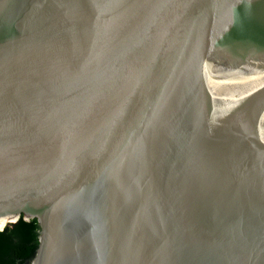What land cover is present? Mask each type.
Segmentation results:
<instances>
[{"label":"water","instance_id":"water-1","mask_svg":"<svg viewBox=\"0 0 264 264\" xmlns=\"http://www.w3.org/2000/svg\"><path fill=\"white\" fill-rule=\"evenodd\" d=\"M21 264H264V0H0V222Z\"/></svg>","mask_w":264,"mask_h":264},{"label":"trees","instance_id":"trees-1","mask_svg":"<svg viewBox=\"0 0 264 264\" xmlns=\"http://www.w3.org/2000/svg\"><path fill=\"white\" fill-rule=\"evenodd\" d=\"M35 219L20 218L0 230V264H21L38 239Z\"/></svg>","mask_w":264,"mask_h":264},{"label":"bare ground","instance_id":"bare-ground-1","mask_svg":"<svg viewBox=\"0 0 264 264\" xmlns=\"http://www.w3.org/2000/svg\"><path fill=\"white\" fill-rule=\"evenodd\" d=\"M2 226V221L0 222V227Z\"/></svg>","mask_w":264,"mask_h":264}]
</instances>
